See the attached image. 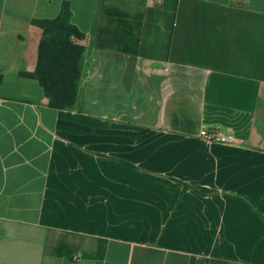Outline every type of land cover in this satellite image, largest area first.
Wrapping results in <instances>:
<instances>
[{"label": "crops", "instance_id": "1", "mask_svg": "<svg viewBox=\"0 0 264 264\" xmlns=\"http://www.w3.org/2000/svg\"><path fill=\"white\" fill-rule=\"evenodd\" d=\"M64 2L72 110L20 75ZM0 264H264V0H0Z\"/></svg>", "mask_w": 264, "mask_h": 264}, {"label": "trees", "instance_id": "2", "mask_svg": "<svg viewBox=\"0 0 264 264\" xmlns=\"http://www.w3.org/2000/svg\"><path fill=\"white\" fill-rule=\"evenodd\" d=\"M106 5L103 4V14L111 12ZM70 16L68 3L64 2L57 16L31 20L40 31L35 65L32 72L20 73L38 82L47 105L54 109L77 107L85 46L84 33L70 21Z\"/></svg>", "mask_w": 264, "mask_h": 264}, {"label": "built area", "instance_id": "3", "mask_svg": "<svg viewBox=\"0 0 264 264\" xmlns=\"http://www.w3.org/2000/svg\"><path fill=\"white\" fill-rule=\"evenodd\" d=\"M199 137L207 142L233 143L234 137L228 133H222L219 130L202 128L199 131Z\"/></svg>", "mask_w": 264, "mask_h": 264}]
</instances>
